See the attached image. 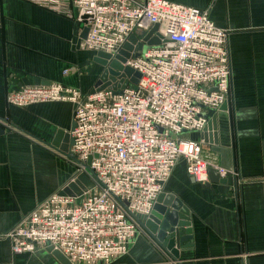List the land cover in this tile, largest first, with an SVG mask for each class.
<instances>
[{
  "label": "built area",
  "instance_id": "1",
  "mask_svg": "<svg viewBox=\"0 0 264 264\" xmlns=\"http://www.w3.org/2000/svg\"><path fill=\"white\" fill-rule=\"evenodd\" d=\"M22 1L86 30L79 49L95 57L108 55L107 63L126 53L129 57L120 65L138 78L117 95L108 88L82 94L57 83L25 86L6 95L7 105L22 109L71 104L75 127L68 154L76 177L91 172L95 179L79 196L66 194L68 185L51 195L5 239L14 255L51 248L67 264H111L143 234L133 217L151 213L180 160L194 182L208 183L210 170L219 179L227 177L225 169L203 154L209 145L200 134L212 133L208 124L229 99L228 33L215 26L208 10L166 0ZM155 26L147 41L155 39L159 45L146 46L143 40ZM139 44L142 50L137 51ZM191 134H199V140L186 138Z\"/></svg>",
  "mask_w": 264,
  "mask_h": 264
},
{
  "label": "crops",
  "instance_id": "2",
  "mask_svg": "<svg viewBox=\"0 0 264 264\" xmlns=\"http://www.w3.org/2000/svg\"><path fill=\"white\" fill-rule=\"evenodd\" d=\"M166 1L208 10L228 33L230 95L216 114L218 145L203 147L228 175L221 184L197 183L180 160L164 192L181 202L189 218L191 248L180 250L173 263L138 234L111 264H264V0ZM82 33L62 15L0 0V264H62L46 248L14 255L5 235L76 177L69 150L60 152L56 140L57 132L69 131L73 107L58 102L22 109L7 105L6 95L46 83L90 93L103 68L95 53L79 49ZM186 138L197 141L199 134Z\"/></svg>",
  "mask_w": 264,
  "mask_h": 264
},
{
  "label": "water",
  "instance_id": "3",
  "mask_svg": "<svg viewBox=\"0 0 264 264\" xmlns=\"http://www.w3.org/2000/svg\"><path fill=\"white\" fill-rule=\"evenodd\" d=\"M156 29L157 26L150 31L148 37L144 38L143 41L147 42L146 46L159 45V42L155 39L147 41L150 34L156 31ZM85 35L86 30L82 33V39L85 38ZM129 42H135V38L131 36ZM142 46V44H139L137 51L142 50ZM124 48L129 49L128 45H124ZM136 56L138 55H133V57ZM128 57L126 53L121 52L120 56H117L110 63H107L110 58L108 55L102 53L97 54L94 58V62L101 65L103 71L89 94L108 88L113 90L114 95H117L127 87L128 82L136 84L138 75L130 69H123L120 65V63H124ZM43 85H48V83ZM225 109L226 105H223L221 111ZM74 127L75 123L73 121L68 132H57L56 140L62 142L60 152H67L73 145L69 133L73 131ZM207 129L212 133H206L207 131L204 130L203 133L200 134V138L203 139L205 144L213 148L218 145L216 117L212 118ZM10 130L24 134L13 126L10 127ZM42 146L51 150L55 148L53 144L47 143H42ZM88 173L90 177L87 175L76 177L74 182L70 183L64 189V192L69 195L75 194L79 196L82 192L91 189L93 187L92 181L95 177L91 172ZM208 176L210 183L213 184H221L225 181V179H219L212 170L209 171ZM133 221L140 227L144 236L161 252L162 256L173 263H176L175 260L180 250L191 248L190 241L192 231L190 229L189 218L182 215V204L172 195H165V193L160 195L148 216H134ZM47 252L52 253L62 264H67L58 253L52 252L51 248H47Z\"/></svg>",
  "mask_w": 264,
  "mask_h": 264
},
{
  "label": "rangeland",
  "instance_id": "4",
  "mask_svg": "<svg viewBox=\"0 0 264 264\" xmlns=\"http://www.w3.org/2000/svg\"><path fill=\"white\" fill-rule=\"evenodd\" d=\"M206 156V155H205Z\"/></svg>",
  "mask_w": 264,
  "mask_h": 264
}]
</instances>
